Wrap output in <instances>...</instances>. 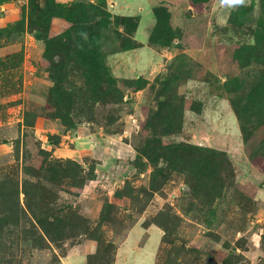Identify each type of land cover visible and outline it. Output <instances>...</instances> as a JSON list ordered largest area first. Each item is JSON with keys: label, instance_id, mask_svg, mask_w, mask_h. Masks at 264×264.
Returning a JSON list of instances; mask_svg holds the SVG:
<instances>
[{"label": "rangeland", "instance_id": "374dc122", "mask_svg": "<svg viewBox=\"0 0 264 264\" xmlns=\"http://www.w3.org/2000/svg\"><path fill=\"white\" fill-rule=\"evenodd\" d=\"M133 263L264 264V0H0V264Z\"/></svg>", "mask_w": 264, "mask_h": 264}, {"label": "trees", "instance_id": "16d2710c", "mask_svg": "<svg viewBox=\"0 0 264 264\" xmlns=\"http://www.w3.org/2000/svg\"><path fill=\"white\" fill-rule=\"evenodd\" d=\"M41 227L43 228V226L41 225ZM43 230V229H42ZM45 232V230H43ZM47 233V232H46Z\"/></svg>", "mask_w": 264, "mask_h": 264}, {"label": "crops", "instance_id": "0c3cea01", "mask_svg": "<svg viewBox=\"0 0 264 264\" xmlns=\"http://www.w3.org/2000/svg\"><path fill=\"white\" fill-rule=\"evenodd\" d=\"M133 264H137V263H133Z\"/></svg>", "mask_w": 264, "mask_h": 264}]
</instances>
